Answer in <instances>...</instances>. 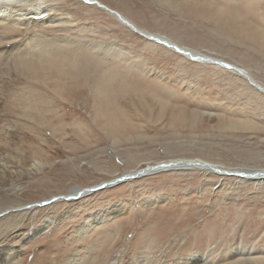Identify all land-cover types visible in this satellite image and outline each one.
Returning <instances> with one entry per match:
<instances>
[{"label": "rangeland", "instance_id": "1", "mask_svg": "<svg viewBox=\"0 0 264 264\" xmlns=\"http://www.w3.org/2000/svg\"><path fill=\"white\" fill-rule=\"evenodd\" d=\"M96 1L146 33L246 71L264 90V0ZM43 4L56 22L26 29L20 14L4 31L18 47L3 74L15 94L0 108V135L10 137L2 194L37 208L8 221L19 237L2 240L10 245L0 264H264V178L248 172L264 171V96L232 69L141 38L95 7ZM34 35L56 55L52 67L20 64L42 52L28 51ZM170 161L238 174L186 166L37 205ZM205 228L203 245L170 254L176 234Z\"/></svg>", "mask_w": 264, "mask_h": 264}, {"label": "bare ground", "instance_id": "2", "mask_svg": "<svg viewBox=\"0 0 264 264\" xmlns=\"http://www.w3.org/2000/svg\"><path fill=\"white\" fill-rule=\"evenodd\" d=\"M43 1L44 0H0V108H2V109L3 108H5L6 110L9 109L8 105H9L10 101H12L14 94H15V91L13 90V87L15 84H11L10 81L8 80V78L3 77V74H5L4 72H6V69H8V70L13 69L11 67V64L9 63L10 62L9 60L11 59L12 55L14 54L15 50L18 47V46L12 45L11 42L7 39V37H4V31L7 30L8 28L11 29L13 23L11 24L10 22H14V20L18 19L19 16H21L22 14L23 15L25 14V15L23 16V18L20 17L18 19V21L20 22V25L24 24L23 28H26V29H27V27H25V26H28L31 24V26L36 27L37 25L40 24L41 21H48V22L54 21V22H56L57 19H53L54 17L49 13V10H50L49 7L45 6L43 4ZM75 1L82 2L84 4L91 6V7H95L97 9L101 10L106 15L115 19L121 26L125 27L126 29L131 31L133 34L138 35L141 38H144L147 40H152V41L154 40L157 42L164 43L167 46H170L171 48L176 50L177 53L179 52V54L181 56L183 55L186 57H190L191 59H197V60H203V59L210 58L207 55L202 54L200 52H197L195 50L187 49L184 47H179V46L173 44L169 39L158 36V34L156 35V34H152V33H146L144 30L136 28L132 23H130L126 18L121 16L119 13H117L116 11H114V10H112L106 6H102L96 0H75ZM35 8H38L41 12L40 11L37 12V9H35ZM26 14L27 15L32 14L33 16L30 17V15H29V17L27 16L28 18L27 17L24 18L26 16ZM120 17L122 18V21L124 23L122 21H120L121 20V19H119ZM37 21H40V22H37ZM22 22H23V24H22ZM26 43L29 44V46H28L29 50L28 51H31L32 47L40 46V47H42V52L40 49V52L36 56L37 57L36 62H34V63L31 61H28L27 56H21L19 61H21V59L23 60V62L20 63L22 65V67H27V66H31V65L36 66L37 64H40L43 67L47 68L50 66L52 67L54 65V63L56 61V55L54 54L53 56H49V54L46 53V52L50 51V49L47 47V45H48L47 40L42 39V37L41 38H35V35H34V36H31L30 40H27ZM25 51L26 50L24 48V52ZM33 56L34 55H32L30 57H33ZM196 61H194V62H196ZM215 61H218V60H215ZM219 62H220V60H219ZM3 67H5V71L3 70ZM227 68H233L232 69L233 73H235L236 75H238L242 79H245L246 82H248L249 85H251V87L253 89H255L257 92H259L260 94H262L264 96V90L259 88L255 84V82L253 83V81H251V79L248 77V74L246 73V71H244L242 69H238L235 66H233V67L230 66ZM27 70L29 72L32 71L31 69H27ZM234 70L239 71V72H236ZM4 125H5L4 123L0 122V133H5V132H3ZM4 131H5V129H4ZM7 136L8 135H6V134H5V136L0 135V153H5L8 151L9 146H8V142H6V141L10 137H7ZM111 142L115 143L114 139H111ZM162 166L163 167L167 166L168 168L166 170L156 171L157 173L163 172V171H169V170H173V169L177 170L178 168H183L186 166H191V167L196 166V167H198V169L200 168L199 166H203L202 168L208 167L209 169H212L213 167H216V169H218L220 171L221 170L231 171V172H236L235 174H238L237 171H232L231 169H227V170L221 169L220 167L210 165L207 163H202L201 161H170L166 164H159L157 166H152V167H148V168H145L142 170H135V171H132L131 173L129 172L127 174H123L122 176H119L118 178L111 180L107 183L112 184L114 181H117L120 178H124V177L130 176V175L131 176H139V174H141V177H143L144 175L146 176L149 174H153L155 172L153 170L159 169ZM193 167L190 169L195 168V167L194 168ZM246 171H248V170H244L242 172L247 173ZM248 172L250 173L249 175H252V177L257 176L255 178L256 180H258V179L262 180V178H264V173L259 175L260 172H253V171H248ZM258 175H259V177H258ZM133 178H136V177H132L129 179H133ZM6 181H7L6 178H4L0 175V184H1L0 185V224H2V225L4 224L3 226L9 225L8 227L6 226V228H7L6 231H4V229H3V233H5V234L3 236H2V234L0 235V260L3 259L1 257L2 249L7 250V247L10 245V244L5 243L7 241V239H5V237L7 238V237H10V235H11L12 240H15V239L17 240V238L19 237V236H16L15 230H12V231L10 230V229H13L12 228L13 225H10V222H8V221H10L11 218L15 216V214H18L20 212H26V210H29V209L37 208L36 204L31 206V207H26L24 204H20V202L18 200H14L13 198L4 196L2 193L6 192L7 186L5 187V185H3V184H6ZM109 184H106V185H109ZM100 185H98V186H100ZM98 186H96V187H98ZM96 187H92V188H96ZM103 188H105V187H103ZM88 189H90V188H88ZM88 189L81 190V189H77V188H70L68 190L67 195H64L63 197H61L60 199H57V200L58 201H65V202H71L73 200H77L78 198L77 199H68L69 197L76 198L78 195H81L84 197V196H87L91 193H94V191H92L90 193H85L84 191H86ZM99 190H101V189H99ZM95 192H96V190H95ZM55 198H59V197H55ZM57 200H55V201H57ZM43 203L44 202H41L37 205H43ZM44 228H46V227H44ZM44 228H42V229H30L27 232V234L23 237V239L20 243V247H23L24 245L29 243L30 240L32 239V237H35L36 235H38L41 232V230L44 231L45 230ZM9 230L11 232L7 233V232H9ZM3 239H5L6 241L3 242L2 241ZM11 249H13V248H11ZM74 262L75 261H73V263Z\"/></svg>", "mask_w": 264, "mask_h": 264}, {"label": "snow or ice", "instance_id": "3", "mask_svg": "<svg viewBox=\"0 0 264 264\" xmlns=\"http://www.w3.org/2000/svg\"><path fill=\"white\" fill-rule=\"evenodd\" d=\"M87 47H99L97 44L86 45ZM132 57H140L141 59H145L146 56H143L141 53L137 51L131 52ZM170 63V62H165ZM160 71H164L165 69L158 65ZM211 233L210 228H205L203 230L195 231V232H187V233H178L173 237L172 247L169 249V252L173 256H179L187 247L192 244L203 245L209 238ZM162 264H180L179 260L168 261L165 260Z\"/></svg>", "mask_w": 264, "mask_h": 264}, {"label": "water", "instance_id": "4", "mask_svg": "<svg viewBox=\"0 0 264 264\" xmlns=\"http://www.w3.org/2000/svg\"><path fill=\"white\" fill-rule=\"evenodd\" d=\"M119 19H121L120 21H122V18L120 17ZM123 22V21H122ZM124 23V22H123ZM224 65H226L227 67H230V65H228V64H224ZM226 66H223L222 64H221V67H225V68H227ZM229 69H233V68H229ZM237 70V69H236ZM237 72H239V71H237ZM168 167L167 166H165V167H161V168H159V169H155V170H153V171H161V170H166ZM154 172V173H155ZM153 173V172H152ZM264 172H260V174L259 175H261V174H263ZM239 175H242V176H244L243 174H239ZM259 175H258V177H259ZM141 176V174H139V176H127V177H124V178H120V179H118L117 181H114L112 184H109V185H104V184H102V185H100V186H98L97 188H95V189H88V190H86V191H84L85 193H90V192H92V191H95V190H99V189H102L103 187H110V186H112V185H117V184H120V183H122V182H124V181H126V180H128L129 178H132V177H140ZM257 177V176H256ZM256 177H252V179H255ZM81 195H78L76 198H74V197H69L68 199H77V198H79ZM61 198V197H60ZM60 198H55V199H53V200H46L43 204L44 205H47V204H49V203H51V202H53V201H55V200H57V199H60Z\"/></svg>", "mask_w": 264, "mask_h": 264}]
</instances>
